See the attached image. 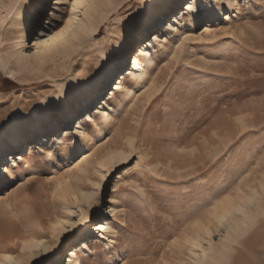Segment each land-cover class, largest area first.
<instances>
[{"label":"rangeland","instance_id":"rangeland-1","mask_svg":"<svg viewBox=\"0 0 264 264\" xmlns=\"http://www.w3.org/2000/svg\"><path fill=\"white\" fill-rule=\"evenodd\" d=\"M121 1L122 6L101 25L100 34L86 36L75 54L49 60L36 69L20 68L9 55L19 47L23 31L24 48L33 51L36 25L61 22L69 0H54V6L52 0H0V126L7 125L16 112L31 119L35 111L42 113L50 106L56 112L44 120V127H49L52 118L66 121L52 103L59 87L66 89L71 105L66 114L73 124L80 114L73 102L81 97L71 93V80L86 71L91 77H101L102 63L119 42L147 36L157 23L153 14L154 23L147 22L135 35L127 23L147 2L162 5L158 0ZM32 19L35 22L29 28ZM206 24L216 29L217 36L188 40L177 55L176 35L165 47L156 46L158 51L151 58L143 56L141 77L129 75L128 90H120L111 100L108 117L99 113L96 121H87L85 137H68L59 147L46 142L45 152L34 149L11 174L4 176L0 171V229L9 226L6 229L11 230L0 232L1 251H15L23 240L42 236L61 248L59 264H68V249L82 241L90 244V250H80L74 263L98 264L86 255L91 253L103 264H194L196 257L186 240L204 222L212 224L213 239L222 248L220 238L225 232L223 227L216 228L214 207L225 197L262 190L264 181V131H260L264 129V0L224 3L221 11H206L187 29L197 36ZM131 45L125 65L134 48ZM106 49L108 55L103 54ZM152 84L157 85V92L148 100ZM101 97H94L88 108L95 107ZM129 123L133 128L124 134ZM119 138L130 139L134 150L103 175L98 169L106 168L97 158ZM23 147L28 154L27 145ZM3 150L0 155L5 162L8 152ZM206 172L209 178L199 179L197 174ZM189 178H196V184ZM58 180L64 184L58 186ZM180 184L190 186L177 189ZM208 187L217 194L207 193L210 202L200 207L179 212L162 206L176 190L188 193ZM75 189L89 191V201L75 202L71 194ZM64 204L76 211L73 218L81 207L88 210L92 227L100 220L108 221L114 228L111 242L103 231L80 235L76 241L53 239L49 214L64 211ZM111 204L115 212L110 211ZM221 264H264L263 214L231 244Z\"/></svg>","mask_w":264,"mask_h":264},{"label":"bare ground","instance_id":"bare-ground-1","mask_svg":"<svg viewBox=\"0 0 264 264\" xmlns=\"http://www.w3.org/2000/svg\"><path fill=\"white\" fill-rule=\"evenodd\" d=\"M158 1L162 5L161 8L147 2L145 9L140 11L139 14L137 13L138 15L127 23L128 30L135 32V35H139L138 28L143 27L147 22L154 23L155 20L152 15L156 14L157 23L154 28L149 29V32L152 31L149 35L139 36L136 40L131 38L129 43L119 42L118 44L120 45L116 47L113 54L107 53V49V51L104 50L103 54H109V58L101 65L103 68L101 77H91V72L86 71L81 76L71 80L69 86L71 93L75 97L77 95L81 97L80 99L75 98L73 102L74 110L80 114L75 117L76 119L72 125H70V118L66 114L71 108L65 92L66 89L59 87L52 103L57 107V111L66 116V121L59 122L52 118L53 121H50L49 127H44V120L53 116L56 112L50 106L42 113L35 111L34 118L31 119H26L22 117L20 112H16L12 115L7 125L0 126V150L4 149L3 152H8V159L5 162H3L4 158L0 155V171L2 175L11 174L14 171L13 167L18 168L20 162L26 161L29 154L34 153V149L45 152L48 147L45 144L46 142L53 147H59L66 143L68 137L75 139L78 136L85 137L87 121H96L100 116L99 113L108 117L112 109L111 100L117 96L120 90H128V79H132V77L128 78L129 75H140L141 77L144 70L143 56L146 59L151 58L153 51H158V47L159 49L165 47L169 40L176 35L179 36L175 53L177 55L182 52L188 40L203 39L205 35H209V38L217 36V31L212 25L206 24L201 28L202 31L197 36H192L193 32L189 28L187 29V26L190 24L194 25L210 9L217 8L221 11L224 3L229 5L235 3V0H190L189 2L187 1V9L184 11V0ZM120 6H122L121 0H69L67 12L61 22L53 21L48 25H36L37 34L33 39L35 46L33 51H28L24 48L23 31L19 47L10 53L9 58L13 59V62L20 68L37 69V67L47 63L49 60L71 56L78 51L86 36L91 37L100 34L101 25ZM34 17L35 14H33ZM34 22L35 20L32 19L27 26L30 28L34 25ZM159 23H163V25L158 27ZM132 43L134 48L127 59L128 64L125 65L126 55L132 47ZM108 85L110 87L107 89ZM156 86V84H152L148 88V100L155 96L157 92ZM100 95L102 97L97 102V105L93 108H88L94 97H99ZM74 124H76V127H74ZM132 128V124L129 123L127 129H124V134L131 131ZM38 132L41 135L36 138ZM40 140H43V142L39 144L38 141ZM126 141L120 138L117 139L116 144H113L97 158V163L101 167L106 168V170L98 169L103 175L109 174L113 170L112 166H115L118 162L126 161L130 157L134 150V145L130 139ZM23 144L29 148L28 154L24 153V149L22 150ZM0 152L2 153V151ZM8 162L10 165H8ZM63 184V181L58 180V186ZM261 189L255 188L250 192L244 191L243 194L227 197V199L222 200L223 203L216 204L212 215L217 222L216 228L219 229L221 227V230L222 227L224 228L225 234L220 238L222 248L219 249L213 239L214 229L212 224L210 222L200 224L197 226L194 235L189 236L186 240L190 245L191 252L196 257L194 264H221L226 257V250L230 248L231 244L243 237L258 217L262 214L264 215V181L261 182ZM71 194L75 202L79 203L80 201L88 202L92 195L89 191L82 189L79 191L76 189L72 190ZM63 208L64 211H55L54 214H49L48 220L53 239L56 238L61 242L67 237H71L73 241H76L81 237L80 235H88L89 237L93 231H103V237L110 239L111 242L110 234L114 232V228L108 221L100 220V222L94 224L97 226L92 227L88 223L90 214L85 208H80L81 211L76 216L78 218L71 216V214L76 212L71 205L64 204ZM115 210L116 207L111 204L110 211L115 212ZM4 227H1V233L4 234L11 231L6 229L9 226ZM89 245L86 241L72 245L68 249V264H78L74 263L78 252L80 250L89 251ZM60 255L61 248L54 241H49L42 236L33 237L23 240L15 251H1L0 249V264H25L27 261L31 264H59Z\"/></svg>","mask_w":264,"mask_h":264},{"label":"snow or ice","instance_id":"snow-or-ice-1","mask_svg":"<svg viewBox=\"0 0 264 264\" xmlns=\"http://www.w3.org/2000/svg\"><path fill=\"white\" fill-rule=\"evenodd\" d=\"M53 6H54V0H52ZM47 15V13H46ZM41 23H43V18L41 19ZM177 111H180L178 108ZM255 131V130H254ZM260 131H264V129H261ZM183 151V149H181ZM199 176V179H208V173H204L202 175L197 174ZM192 182V184H196V178H189ZM190 185L188 184H180L177 186V189L180 188H187ZM143 192V190H140ZM207 193H212L213 195H216L217 192L214 191L211 187L208 188H196L193 189L191 192L185 193L180 190H176L169 194V198L162 204V206L166 208H172L179 212H185L190 206L192 207H200L202 204H206L210 202V199L207 195ZM155 195V193H154ZM159 198V197H158ZM224 199H227L225 197ZM194 201H199L200 203H194ZM219 203H223V201H219ZM88 255L89 259H96L98 261V264H103L101 260H99L98 256H94L91 253H86Z\"/></svg>","mask_w":264,"mask_h":264}]
</instances>
